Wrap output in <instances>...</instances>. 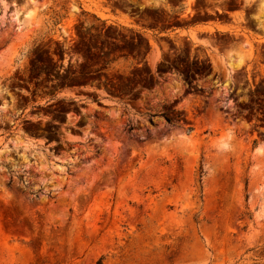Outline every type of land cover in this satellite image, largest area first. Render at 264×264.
Segmentation results:
<instances>
[{
	"label": "rangeland",
	"instance_id": "1",
	"mask_svg": "<svg viewBox=\"0 0 264 264\" xmlns=\"http://www.w3.org/2000/svg\"><path fill=\"white\" fill-rule=\"evenodd\" d=\"M247 2L0 0V264H264Z\"/></svg>",
	"mask_w": 264,
	"mask_h": 264
},
{
	"label": "flooded vegetation",
	"instance_id": "2",
	"mask_svg": "<svg viewBox=\"0 0 264 264\" xmlns=\"http://www.w3.org/2000/svg\"><path fill=\"white\" fill-rule=\"evenodd\" d=\"M169 3H175L177 2L178 5H175V8H178V6L187 3V0H167ZM220 0H194V15L195 17L205 15L210 16L211 18H232L231 14L233 12H239V11H247L246 18H252L253 14L248 12L250 7L252 6L250 3L247 2V0H224V2L229 3L230 7H238V9L235 10H226L223 7L220 6H213L214 3L219 2ZM193 3V2H192ZM171 19H178L187 17L184 13L181 12H170V15L167 16Z\"/></svg>",
	"mask_w": 264,
	"mask_h": 264
},
{
	"label": "bare ground",
	"instance_id": "3",
	"mask_svg": "<svg viewBox=\"0 0 264 264\" xmlns=\"http://www.w3.org/2000/svg\"><path fill=\"white\" fill-rule=\"evenodd\" d=\"M188 3H192L194 2V0H187ZM176 136L175 134L173 135V137ZM169 138V137H168Z\"/></svg>",
	"mask_w": 264,
	"mask_h": 264
},
{
	"label": "crops",
	"instance_id": "4",
	"mask_svg": "<svg viewBox=\"0 0 264 264\" xmlns=\"http://www.w3.org/2000/svg\"><path fill=\"white\" fill-rule=\"evenodd\" d=\"M217 30V29H216Z\"/></svg>",
	"mask_w": 264,
	"mask_h": 264
}]
</instances>
